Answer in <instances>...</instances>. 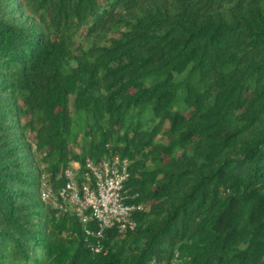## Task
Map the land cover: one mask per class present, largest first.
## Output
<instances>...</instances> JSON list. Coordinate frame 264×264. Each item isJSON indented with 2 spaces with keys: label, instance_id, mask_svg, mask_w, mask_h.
Segmentation results:
<instances>
[{
  "label": "trees",
  "instance_id": "16d2710c",
  "mask_svg": "<svg viewBox=\"0 0 264 264\" xmlns=\"http://www.w3.org/2000/svg\"><path fill=\"white\" fill-rule=\"evenodd\" d=\"M114 157L94 253L40 179ZM0 264H264V0H0Z\"/></svg>",
  "mask_w": 264,
  "mask_h": 264
},
{
  "label": "built area",
  "instance_id": "2783aa9c",
  "mask_svg": "<svg viewBox=\"0 0 264 264\" xmlns=\"http://www.w3.org/2000/svg\"><path fill=\"white\" fill-rule=\"evenodd\" d=\"M130 162L114 157L95 162L87 159L82 182L78 180V163L64 169L59 178L63 185L56 187L47 174L40 179V199L47 207L59 213H73L93 239L89 245L94 253L105 250V232L116 230L124 236L137 227L134 213L144 210L142 205L127 202L126 184L130 178ZM97 229H89L91 222ZM88 227V228H87Z\"/></svg>",
  "mask_w": 264,
  "mask_h": 264
},
{
  "label": "rangeland",
  "instance_id": "374dc122",
  "mask_svg": "<svg viewBox=\"0 0 264 264\" xmlns=\"http://www.w3.org/2000/svg\"><path fill=\"white\" fill-rule=\"evenodd\" d=\"M83 46H84L85 48L88 47L87 45H83ZM37 164H38V167L42 169L43 166H42L41 162L39 161Z\"/></svg>",
  "mask_w": 264,
  "mask_h": 264
}]
</instances>
